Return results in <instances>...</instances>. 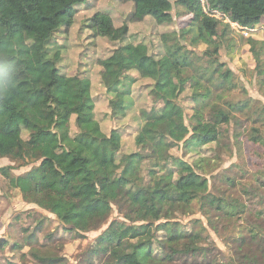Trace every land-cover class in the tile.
I'll return each instance as SVG.
<instances>
[{
    "label": "trees",
    "instance_id": "1",
    "mask_svg": "<svg viewBox=\"0 0 264 264\" xmlns=\"http://www.w3.org/2000/svg\"><path fill=\"white\" fill-rule=\"evenodd\" d=\"M84 1L0 0V68L11 78L0 92V159L41 162L22 176L13 175L14 167H0V174L25 202L50 212L78 236L101 229L116 208L121 219L95 240L89 250L90 264L96 258H104V264H174L204 257L209 250L204 247L207 231L202 222L197 220L191 230H185L174 220L179 213L191 212L210 190L203 158L189 164L173 156L172 150L184 144L194 152L219 142L222 127L236 120L234 114L251 108L249 101H225L226 93L237 86L234 73L218 53L226 30L232 29L204 14L201 0H128L134 4L135 22L152 18L160 26L172 24L175 8L192 16L188 29L162 35L163 51L153 55L147 44L131 42L128 24L116 27L108 13L94 16L90 26L94 36L119 45L114 55L121 72L107 89L109 118H126L135 107L132 87L137 80L129 76L133 70L152 81L162 101L161 107L141 111L143 124L134 141L138 151L126 153L120 132L106 133L97 120L91 79L61 74L53 53L60 47L61 37L58 44L55 37L68 33ZM209 2L244 27L264 21V0ZM189 34L192 43L208 46L203 57L181 42ZM247 43L264 67V42L252 37ZM135 59L140 60L137 66L131 64ZM101 77L106 85L111 83L107 68ZM259 83L264 90V78ZM188 89L194 104L190 124L180 102ZM254 114L258 115L254 124L264 127V107ZM251 140L263 143L259 132H252ZM190 168L195 171L181 174ZM244 209L223 199L220 211L233 219ZM261 229L253 223L250 238L237 240V264H264ZM32 255L41 264L59 260Z\"/></svg>",
    "mask_w": 264,
    "mask_h": 264
},
{
    "label": "rangeland",
    "instance_id": "2",
    "mask_svg": "<svg viewBox=\"0 0 264 264\" xmlns=\"http://www.w3.org/2000/svg\"><path fill=\"white\" fill-rule=\"evenodd\" d=\"M83 3L77 8L74 25L68 33L58 34L54 39L58 44L61 37V49L59 47L53 50L57 67L63 75H81L91 79L96 117L103 130L108 134L113 129L118 130L122 136L124 152H137L135 136L143 124L140 113L154 106L161 107V97L151 80L141 79L139 73L133 70L129 76L137 80L132 87L135 107L128 112L126 118H109L111 110L107 89L118 80L121 72V64L114 55L119 45L95 37L90 28L92 19L96 14L108 13L116 27L129 25L132 43H145L151 54L160 55L163 51L162 35L188 29L192 16L186 15L183 9L175 8L173 23L160 26L152 18L132 21L134 4L128 0H85ZM261 25L264 26V23ZM247 40L237 31L226 30L225 41L222 42L218 55L220 61L234 73V84L237 86L231 93H226L225 101L234 104L249 101L252 109L247 108L244 113L234 114L236 120L222 127L219 142L194 152L184 144L172 150L173 156L189 164L203 158L202 165L207 172L204 177L210 185L209 192L193 204L191 212L179 213L174 219L185 230H191L193 222L200 220L207 231L204 247L209 253L201 258L191 257L187 263L180 260L174 264H237V240L241 236L250 238L253 223L261 225L264 236V127L254 124L258 117V113L254 114L255 110L259 111L264 107V90L259 83L264 78V67L255 60ZM181 42L200 57L208 50V46L202 42L192 43L191 34ZM139 63L138 59L131 60L132 65L137 66ZM105 68L112 76L109 85L101 77ZM191 94L188 89L180 99L186 110L188 124L191 123L189 118L193 115L194 108ZM220 104L223 106L224 102ZM223 107L227 109L226 105ZM71 126L72 132H75L74 120ZM252 132H259L263 143H254L251 140ZM28 137L25 132L24 140ZM40 164L39 161L22 164L11 158L0 159V167H14L13 175L16 177L27 174ZM193 171L194 168H190L182 170L181 174L187 175ZM223 199L240 203L245 207V212L233 219L225 218L220 211ZM120 219L121 215L115 208L101 229L78 236L66 230L50 212L36 204L25 202L19 191L14 190L9 180L0 174V264H41L33 257V253L59 258L55 264H90L92 260L90 261L89 250L94 246L95 240L114 220ZM157 236L162 238L163 235ZM104 262V258L93 259V264Z\"/></svg>",
    "mask_w": 264,
    "mask_h": 264
},
{
    "label": "built area",
    "instance_id": "3",
    "mask_svg": "<svg viewBox=\"0 0 264 264\" xmlns=\"http://www.w3.org/2000/svg\"><path fill=\"white\" fill-rule=\"evenodd\" d=\"M201 7L204 14L208 17L229 25L233 31L239 32L245 38H250L259 32H264V26L261 24L255 27H244L238 22H234L229 14L213 8L209 0H201Z\"/></svg>",
    "mask_w": 264,
    "mask_h": 264
},
{
    "label": "clouds",
    "instance_id": "4",
    "mask_svg": "<svg viewBox=\"0 0 264 264\" xmlns=\"http://www.w3.org/2000/svg\"><path fill=\"white\" fill-rule=\"evenodd\" d=\"M11 83V78L3 68H0V92H2Z\"/></svg>",
    "mask_w": 264,
    "mask_h": 264
},
{
    "label": "crops",
    "instance_id": "5",
    "mask_svg": "<svg viewBox=\"0 0 264 264\" xmlns=\"http://www.w3.org/2000/svg\"><path fill=\"white\" fill-rule=\"evenodd\" d=\"M264 23V21L262 22V24ZM261 34V35H260ZM260 35V36H259ZM259 36V37H257ZM253 39L257 40L258 42H264V32H259L258 34H256ZM250 48V46H249ZM243 62V61H242Z\"/></svg>",
    "mask_w": 264,
    "mask_h": 264
}]
</instances>
